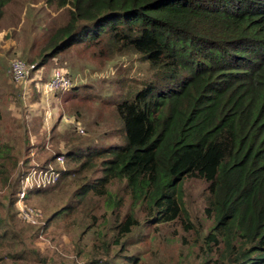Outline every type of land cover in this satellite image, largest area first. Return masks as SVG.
<instances>
[{
  "label": "trees",
  "instance_id": "trees-1",
  "mask_svg": "<svg viewBox=\"0 0 264 264\" xmlns=\"http://www.w3.org/2000/svg\"><path fill=\"white\" fill-rule=\"evenodd\" d=\"M9 1L0 0V20ZM47 2L65 9L67 21L49 35L39 67L58 57L56 66L76 72L69 55L80 49L105 66L129 61L131 77L93 97L79 94L92 84L65 90L117 118L116 141L104 145L78 132L81 102L63 109L76 118L71 125L58 120L60 111L48 133L41 119L28 126L0 103V183L11 182L0 193V264H64L57 249L42 255L35 244L76 221L83 233L96 230L88 239L94 256L83 264H139L129 243L173 223L199 264H264V0ZM49 166L56 182L26 193L46 211L33 207L44 225L32 226L16 210L21 175ZM189 179L204 184L203 238L184 204ZM60 197L65 202L54 204Z\"/></svg>",
  "mask_w": 264,
  "mask_h": 264
},
{
  "label": "rangeland",
  "instance_id": "rangeland-1",
  "mask_svg": "<svg viewBox=\"0 0 264 264\" xmlns=\"http://www.w3.org/2000/svg\"><path fill=\"white\" fill-rule=\"evenodd\" d=\"M66 21V10L57 9L54 5H50L47 0H10L4 7L3 16L0 20V103H9L10 118L23 121L28 126L32 124L34 119H41L47 133L52 130L58 120L65 124L63 125L64 127L71 125L69 123H72L73 119L76 118L68 116L63 109L74 110L71 109L70 104L77 106L81 102L80 99L74 101L72 97H68V92L66 91L55 92V94L54 92H44L50 75L54 70H67L55 65L58 57H54L51 62L39 67L49 35ZM69 59H73L77 68V73H71L70 70H67L70 73V77L68 76L70 83L74 82L75 85L92 84L90 89H81L79 93L90 92L88 97H93L92 94L96 91L102 92L107 89L121 90V83L128 82L129 77H131L128 73L129 61L116 64L115 66H105L106 59L104 57L97 58L92 55L91 51L80 49L72 52L69 55ZM15 60L23 61L29 68H31V65L35 66L34 70L29 72L26 78V81L28 80L26 88L14 83L10 77L9 66ZM112 98L115 99L114 96ZM104 107H99L91 99L84 100L81 102L80 107L77 108L81 114L76 119L81 123L80 128L83 129L82 131H84L87 139L90 137L91 140L103 145L114 143L116 140L112 137H115L118 134V130L121 129L117 118ZM60 111L62 115L57 120L56 117ZM7 120L9 119L7 118ZM50 139L51 137L45 141L47 150V142ZM29 141L33 146L34 137L30 135ZM25 156L27 155L23 157ZM29 156L33 158L34 151ZM18 166L21 168L23 164L19 163ZM49 168L53 169L52 166H49ZM24 169L22 168V170ZM32 171H35V168L29 167L23 172L24 178L27 177L26 174L31 172L28 176L32 180L28 187L34 181L35 173ZM9 177L11 181L16 178L14 173ZM41 181L40 178L36 179L37 184H40ZM10 184L11 182H7L5 185L0 183V193L2 194V191L8 189ZM183 189L184 204L191 216V224L194 230L198 229L199 236L203 238L208 232L210 225V222L203 215V208L205 207L203 201L204 184L197 179H189L184 182ZM61 201L65 202V198H58L54 204ZM93 202L99 205L101 199H95ZM24 205L31 208L39 207L36 201L32 200L29 202V199L24 200ZM38 209L43 210L40 207ZM83 229V221H76L74 225L69 224L65 228V233L61 231H56V233L52 231L50 233L49 231L46 235H41L35 246L39 248L42 255H45L47 251L51 254L52 250L55 251L57 249L55 256L57 262L62 261L64 264L89 262V257L94 256L95 253L92 250L93 242L89 240L92 239L93 232L96 230L91 229L86 234L83 233ZM179 231L180 228L177 223L151 226L150 229L141 231V240H138L137 243H134V241L129 243V253H138L139 264H195V262L199 264L200 260H197L194 254H190L189 245L182 243L180 238L174 236ZM136 234L137 231H135L134 236ZM107 236H111L110 232L107 233ZM49 240L51 244L54 242L52 249H46V246L49 245ZM95 242L97 245L100 244L99 240H95ZM200 245H202V241H199L197 246ZM195 248L197 249V247ZM119 249L120 246L111 249L112 254L114 250L117 252ZM78 250L81 253H78Z\"/></svg>",
  "mask_w": 264,
  "mask_h": 264
},
{
  "label": "built area",
  "instance_id": "built-area-1",
  "mask_svg": "<svg viewBox=\"0 0 264 264\" xmlns=\"http://www.w3.org/2000/svg\"><path fill=\"white\" fill-rule=\"evenodd\" d=\"M34 65H31V68L27 66L23 61L21 60H15L9 66V74L12 79V81L16 84H19L20 86L26 88L27 81L26 78L29 75V72L34 70ZM70 88V80L66 75V71L63 69H56L54 70L50 78L48 80V84L46 85L44 92H56V91H65ZM79 132L82 133V129L78 128ZM59 163L63 162V158L59 157L57 158ZM40 171V172H39ZM35 173L34 175V181L32 182V185L28 187V185L31 183L32 178L28 175L31 174L29 172L26 174L27 177L24 178V176H21V191L18 194V200L16 202V210L19 212V215L23 222L27 224H31L32 226H43L44 223L41 221V212L36 210L35 208L27 207L24 205V200L26 199V193L27 190L33 189V188H45L51 183H55L58 174L53 171L52 168L46 169V170H37L32 171ZM37 177V178H36ZM41 179V183L37 184L36 179Z\"/></svg>",
  "mask_w": 264,
  "mask_h": 264
}]
</instances>
